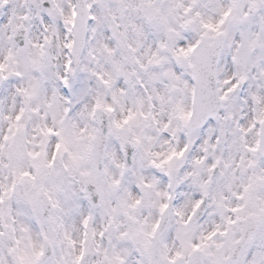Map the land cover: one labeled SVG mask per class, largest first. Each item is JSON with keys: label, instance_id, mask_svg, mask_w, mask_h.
<instances>
[{"label": "snow or ice", "instance_id": "snow-or-ice-1", "mask_svg": "<svg viewBox=\"0 0 264 264\" xmlns=\"http://www.w3.org/2000/svg\"><path fill=\"white\" fill-rule=\"evenodd\" d=\"M0 264H264V0H0Z\"/></svg>", "mask_w": 264, "mask_h": 264}]
</instances>
